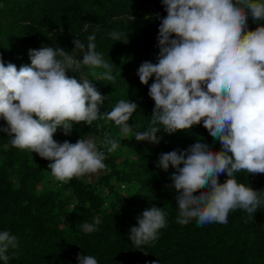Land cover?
<instances>
[{
	"label": "clouds",
	"instance_id": "clouds-1",
	"mask_svg": "<svg viewBox=\"0 0 264 264\" xmlns=\"http://www.w3.org/2000/svg\"><path fill=\"white\" fill-rule=\"evenodd\" d=\"M166 16L160 20L159 49L155 63L144 61L136 75L148 85L154 101L149 127L133 134L128 123L139 107L119 100L111 111L101 112L105 97L92 80L81 75L83 68L103 69V80L114 81L112 63L96 51L95 32L87 44L75 38L71 51L42 46L29 49V65L19 68L0 56V127L11 137V145L36 153L50 161L47 169L59 182L107 172L106 154L95 138L75 143L58 142V129L70 135L76 124L114 122L120 138L158 144L163 134L191 130L201 124L220 150L198 140L185 150L159 156L157 167L174 171L171 187L177 193L176 222L198 226L227 224L230 212L241 210L253 218L264 206V191L241 183L236 173L264 174V0H161ZM257 23L249 30L248 20ZM114 41L128 42L123 31L113 30ZM82 56V59L77 57ZM154 78V79H153ZM114 152L119 142L105 134L99 142ZM226 174L223 183L219 176ZM99 218L83 225L85 233L99 230ZM167 227L166 213L155 205L142 211L129 239L137 248L154 244L159 231ZM18 237L0 231V261L17 256ZM78 264H98L91 255L77 254ZM153 264H158L154 261Z\"/></svg>",
	"mask_w": 264,
	"mask_h": 264
},
{
	"label": "trees",
	"instance_id": "trees-1",
	"mask_svg": "<svg viewBox=\"0 0 264 264\" xmlns=\"http://www.w3.org/2000/svg\"><path fill=\"white\" fill-rule=\"evenodd\" d=\"M156 14L166 16L161 0H0V56L19 68L30 64L29 49L60 46L71 51L75 38L87 44L95 32L96 51L112 63L115 80H103V69H96L95 77L87 68L68 74L92 80L105 97L101 112L111 111L121 99L137 103L128 121L134 134L149 127L154 108L148 95L153 80L142 85L136 72L142 62H156ZM256 27L249 17V30ZM113 30L123 31L128 42L111 39ZM0 127H6L2 119ZM106 133L129 154L108 153L99 143ZM157 135H162L158 144L120 138L119 128L106 120L76 124L67 136L58 129V142L95 138L108 167L93 181L73 178L63 184L47 169L50 161L12 146L11 137L0 132V231L8 230L19 242L18 254L8 264H78L77 254L94 256L98 264H264V206L253 218L241 210L230 212L226 225L176 222L177 193L170 179L174 170L157 167L160 154L185 150L198 140L218 151L219 141L202 122L185 132L168 135L162 130ZM235 175L239 182L264 191V174ZM225 179L226 174L219 176L221 183ZM152 205L163 208L167 227L154 244L137 248L129 230ZM94 218L100 220L99 230L85 233L83 225Z\"/></svg>",
	"mask_w": 264,
	"mask_h": 264
},
{
	"label": "rangeland",
	"instance_id": "rangeland-1",
	"mask_svg": "<svg viewBox=\"0 0 264 264\" xmlns=\"http://www.w3.org/2000/svg\"><path fill=\"white\" fill-rule=\"evenodd\" d=\"M98 147H99V143H98ZM115 151H119L123 155L129 154V150H127V148H124V147H120V148L118 147ZM96 176H97L96 174H93V175H90L84 178L93 181Z\"/></svg>",
	"mask_w": 264,
	"mask_h": 264
}]
</instances>
